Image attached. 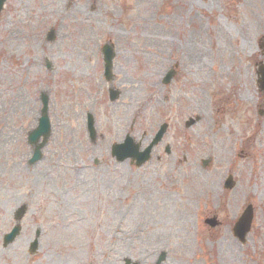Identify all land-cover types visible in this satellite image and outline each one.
Segmentation results:
<instances>
[{"label": "rangeland", "instance_id": "rangeland-1", "mask_svg": "<svg viewBox=\"0 0 264 264\" xmlns=\"http://www.w3.org/2000/svg\"><path fill=\"white\" fill-rule=\"evenodd\" d=\"M263 37L264 0H7L0 264H264ZM41 95L50 136L29 163ZM164 122L142 165L111 155L126 135L144 148ZM22 204L20 232L3 245ZM247 204L254 216L240 243L232 227ZM213 216L218 224L204 222Z\"/></svg>", "mask_w": 264, "mask_h": 264}, {"label": "water", "instance_id": "water-1", "mask_svg": "<svg viewBox=\"0 0 264 264\" xmlns=\"http://www.w3.org/2000/svg\"><path fill=\"white\" fill-rule=\"evenodd\" d=\"M6 0H0V12L4 6ZM48 39L52 40L53 39V33L50 32ZM111 58H112V52L111 48H106L105 49V69L109 70L110 68V63H111ZM257 74H258V82L260 84V89L264 90V65H260L257 69ZM173 72H169L165 78L164 82H168L170 78L172 77ZM116 97V92L114 95L111 96L112 99ZM47 111V98L46 96H42V110H41V117L39 118V123L38 126L29 132L28 134V140L29 142L35 144L34 145V153L32 158L29 160L30 163L36 161L37 159L40 158V148L46 143V140L49 136V131H50V126L48 122V117L46 114ZM87 128L90 133V137L94 138V128H93V119L91 116H88L87 118ZM166 125L163 124L150 144L141 152L138 151V144H132V141L129 137L125 139V141L122 144H114L112 146V154L116 156L117 160H123L126 157H131L132 159L136 160V165L142 164L148 157H149V152L154 144H156L162 134L165 132ZM42 136V141L38 143V140ZM232 186V181L231 178L229 177L225 181V187H231ZM26 210V206L22 205L20 206L16 212H15V218L17 222L20 220V218L23 216L24 212ZM252 220V206L247 205V207L244 209L243 213L241 216L238 218L236 221L234 227H233V232L234 235L239 239V241L243 242L246 233L250 229V224ZM205 222H207L210 225H215L216 220L215 217L211 219H206ZM19 225L16 224L9 233L4 235V244H7L11 242L14 237L18 234L19 232ZM37 247V240L34 239L31 242L30 245V252L33 253ZM162 258V256H161Z\"/></svg>", "mask_w": 264, "mask_h": 264}, {"label": "bare ground", "instance_id": "bare-ground-1", "mask_svg": "<svg viewBox=\"0 0 264 264\" xmlns=\"http://www.w3.org/2000/svg\"><path fill=\"white\" fill-rule=\"evenodd\" d=\"M183 49H184L183 50V54H182L183 56H186V57L189 58V57H191L193 55L194 49L187 42L184 44V48Z\"/></svg>", "mask_w": 264, "mask_h": 264}]
</instances>
